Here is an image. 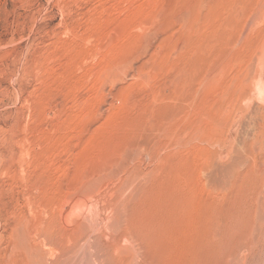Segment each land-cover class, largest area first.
I'll return each mask as SVG.
<instances>
[{"label":"rangeland","instance_id":"1","mask_svg":"<svg viewBox=\"0 0 264 264\" xmlns=\"http://www.w3.org/2000/svg\"><path fill=\"white\" fill-rule=\"evenodd\" d=\"M0 264H264V0H0Z\"/></svg>","mask_w":264,"mask_h":264},{"label":"bare ground","instance_id":"2","mask_svg":"<svg viewBox=\"0 0 264 264\" xmlns=\"http://www.w3.org/2000/svg\"><path fill=\"white\" fill-rule=\"evenodd\" d=\"M238 77V76H237Z\"/></svg>","mask_w":264,"mask_h":264}]
</instances>
